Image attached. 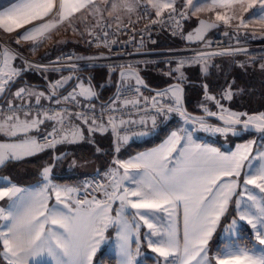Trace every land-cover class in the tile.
<instances>
[{"label":"crops","instance_id":"obj_1","mask_svg":"<svg viewBox=\"0 0 264 264\" xmlns=\"http://www.w3.org/2000/svg\"><path fill=\"white\" fill-rule=\"evenodd\" d=\"M19 0H0V13L5 12L7 9L11 8L14 4L18 3ZM211 3H219V0H210ZM59 3L60 0H55V6L52 10V12L43 18V20H35L31 23L24 24L23 27L15 28L13 31L9 32L3 27H0V35H13L18 32H26L30 27L34 28L36 26H39L42 23L52 21L54 19H58L57 12L59 11ZM85 3L87 4L86 7L81 8L79 11L73 13L71 16H68L66 19H64L61 23H58L53 29L50 31L44 33L43 36H37L34 40H25L26 43H21L22 40H15V43L13 44L14 47L6 45L5 43H0V102L4 101L7 98L14 97L21 89H26L29 91L30 96L33 100H37L40 102H48L52 97L56 96L57 94H65V93H73L78 98L82 100H94L97 98L98 94L102 97L101 101L106 102L107 100H104L107 98V93L102 91L103 83L99 85V88L96 89V87L92 84V82L87 79L85 76L78 74L77 71H65L62 73H57L59 76L52 78H49L50 73L46 77V81H31L27 82L26 80H23V78H20L23 71L30 70L29 66L24 61L23 55L29 56H38L39 54H43L46 52V55H51L55 51H59L63 48L68 47L69 45H88L89 44V36L95 32H99L102 30L103 25L105 22L109 21L114 24H122L128 21L136 20L138 21L142 19V17L145 15L144 7L149 6L150 12L152 15H156L157 11L162 13L167 8H158L153 7V3L157 4H170L171 6H175L176 4L178 6L186 4L188 5V1L186 0H123L122 5L120 4V0H91L90 3L85 0ZM229 7H232L234 9V13H230L228 17L231 19H236L238 16L243 17L244 12L246 10L254 12V15H252L254 18L260 17L264 19V4H262V0H228ZM115 4L116 7L113 8L112 5ZM169 8V7H168ZM237 13V15H236ZM207 18V17H206ZM210 19V18H208ZM137 21V22H138ZM136 22V23H137ZM198 21H195L189 23L188 30L189 32L193 30V28L197 25ZM28 25V27H27ZM30 28V29H31ZM188 32V33H189ZM42 51V52H41ZM132 67V66H131ZM113 68V67H112ZM123 75L122 78L125 76L124 80L130 81L134 84V78L131 77V74L136 73L132 71L131 68L123 69ZM126 71V72H125ZM112 69V73H113ZM137 76V75H136ZM123 80V79H122ZM123 82V81H122ZM179 83V82H178ZM181 84V83H180ZM140 85V83L136 84ZM179 88V92L182 93V89L179 86H173ZM172 87L169 89H173ZM85 89H90L92 94H82ZM167 91L166 94L172 96ZM229 98L231 97L230 94L228 95ZM209 99L211 100V108H215L217 106V99L214 95L209 94ZM97 103L101 104L100 101ZM180 103V100H179ZM19 121H28L31 123L32 121H36V123L27 131H20L12 128V125L17 123V119ZM173 119L172 117L167 118L165 123ZM178 119V118H175ZM57 119H43L38 118L32 115H23L18 116L15 118H12L11 120L8 118H0V125L3 127L0 128V144H19L23 142L26 139L35 140L36 144L39 145V148L37 150H34L30 154H20L19 158H7L4 160L3 164H0V167L5 165L6 163L10 161H19L29 158H36L42 155H53L54 159H61L63 158L66 153H69L71 145L80 144L82 142H88L96 139L97 134H107L109 131L113 134V139L115 143V156L112 161V169L114 171L113 177H117V169L121 168L123 170H129L132 171L133 177L137 179L139 186H141L142 191L147 190L148 186L150 184L156 183L160 176L157 173L151 172L150 170H146L143 167H128L125 168L123 165H127L129 163L135 165L138 163L137 158L142 157L146 154L153 153L155 151L161 150L162 147L159 144L158 146L143 150L141 152L135 153L130 152L128 149L129 143L135 139V137H120L117 136L113 130V127L110 125H98L94 123L91 120L88 121H79L75 118L71 119V127L68 131L63 132L61 135H59L56 139H54L52 142L46 145H40L38 143V136L49 130L54 124L58 122ZM245 126V125H243ZM238 127V126H237ZM241 128V127H238ZM11 131H15V135L9 134ZM248 131V130H247ZM73 133H76L74 136ZM169 136V135H168ZM167 136V137H168ZM166 137V140H167ZM164 140V142L166 141ZM255 140V138H254ZM93 142V141H92ZM163 142V143H164ZM250 144L252 152L243 154V155H231V153L226 151H221L222 149L211 144L203 143L199 140H194L189 143L183 144L176 153L175 160L172 164L168 160L165 161L167 165V169H172L174 167H177L185 158L189 157L190 155H194L196 159L200 161L208 160L209 158L218 156L219 157H227V158H233L235 156V159L240 160L241 166L237 171L239 173L243 174V171L246 173L245 177L247 178H253V175L258 171V169L261 168V166H264V149L258 147L257 141H249L248 145ZM169 145V144H168ZM171 145L167 146L170 147ZM215 150V153L211 152L210 150ZM145 151V152H144ZM183 151L184 156H180L179 152ZM163 154L167 155V148L165 149V146L163 147ZM242 157H246V159H241ZM67 162V168L70 170H73L79 174L83 175V178L80 182L75 183H59L53 179V169L50 173V185L53 186L54 192H52V187H45V182L42 176V172L45 169L47 165L52 164H46L42 170H41V176L42 180L38 183L30 184V185H22V192L16 193L15 196L9 197L5 196L3 198H0V204L3 206V209L5 210V215L8 214L9 210H12L14 207V204L18 202V197L22 195L24 190H26L27 193L32 194L36 197H38L40 200H42L49 209H59L66 214L69 215H80L81 217L87 218L88 214L92 212L93 210L100 211L105 206L110 205L108 207L107 212L109 210H112L114 207H117V209L121 208V203H126L130 199H132L131 191H130V184L127 182L125 186H121L119 184V181H116L115 186L111 184L109 186L106 185L104 189L105 198L103 202H95V203H83L80 202L77 198V193L81 189L82 185L84 184V180L89 177L90 175H93L94 173L98 172L100 170L98 164L95 162V159L91 156L76 158L75 156H71ZM53 168V166H52ZM98 169V170H97ZM104 171H102L103 173ZM101 173V172H99ZM235 176V173L233 174ZM232 176H225L222 175L220 177L221 181L219 184L224 183L228 185L231 188V192L228 193V202L224 207V211L219 214V219L216 221L215 225L212 226V232L211 235L208 237L207 244L205 245L207 249V257L208 259L212 260V264H215L216 257L218 255H222L226 252H223L222 246L226 245V241L222 242L221 245H214L213 239L219 234V230L222 227V225L227 222V218L229 217V213L226 212V210H229V207L232 203V198L234 196L233 191L235 187L236 182L233 181ZM49 178V177H48ZM0 190H8L12 188L15 184L8 176H2L0 175ZM257 184H260L262 182L258 177L256 178ZM20 185V184H19ZM74 185V186H73ZM70 186V187H69ZM68 189H71V191H67ZM214 192H218L219 189L214 187ZM216 190V191H215ZM60 192V201H57L56 192ZM125 191L126 194V201L119 202L118 197L120 193ZM235 193V192H234ZM210 195V194H205ZM65 204L68 205V208H65ZM69 208L71 209V212H69ZM164 211V219L161 220V223L155 224L154 223V230L159 231L160 235H163L166 231V226L169 224H172L175 228L177 238L181 243V250L183 248V236H184V205L183 202H178V204L175 207H171L169 205H164L162 208ZM167 209V210H164ZM126 209H122V214L124 217H126L128 214H125ZM106 212V213H107ZM228 215H227V214ZM227 215V216H226ZM4 220V219H0ZM231 220V218H230ZM121 221V222H120ZM119 221L118 215H117V222H116V228H115V235H118V232H120L122 227H127L126 224H129L127 220H124V218H121ZM9 224V221L6 220L5 225L1 228L0 234H5L8 232V228L6 227ZM107 225L104 227V225ZM1 226V225H0ZM100 227L103 229L102 232V241L97 246V250L94 254L91 255V264H108L106 261L107 259L102 257L101 251L103 250V247L105 246V232L108 230V224L106 222H103L100 224ZM45 228H53L57 232H63L62 229H60L58 226L47 224L45 225ZM237 237V241H238ZM159 239V235H155L152 239V241H156ZM224 239V240H225ZM236 240V239H235ZM234 239H232L230 242L232 243V246L234 245H241L243 246L240 241L237 243ZM135 240H133L134 244ZM114 245V244H113ZM112 245V246H113ZM131 239H129V249L131 248ZM0 252L4 255V257H7L9 253L6 252L3 244V236L0 235ZM155 246V245H153ZM218 246V248H217ZM250 246V245H249ZM118 246H113V250L117 249ZM147 250L152 251V247L148 245L146 247ZM117 251V250H116ZM110 251L109 252H103L107 257H109V254L114 256L117 261L116 264H119V256L118 251ZM132 251V250H131ZM15 258V257H13ZM7 259V258H6ZM12 259V258H11ZM16 259V258H15ZM28 264H55V261L52 260L51 257L47 255L46 252H41L38 255L33 254L28 256ZM199 259V258H198ZM148 262L154 263L155 259L148 256ZM192 264H196L195 261L192 262ZM202 264H207L206 261L202 260Z\"/></svg>","mask_w":264,"mask_h":264},{"label":"snow or ice","instance_id":"obj_2","mask_svg":"<svg viewBox=\"0 0 264 264\" xmlns=\"http://www.w3.org/2000/svg\"><path fill=\"white\" fill-rule=\"evenodd\" d=\"M88 3L91 0H87ZM215 2V0H214ZM191 4V0H188ZM221 7L228 6V0H219ZM264 4V0H262ZM55 6V0H19L11 8L0 13V27L11 32L15 28L23 27L24 24L31 23L35 20H43L48 16ZM85 0H60L58 19L40 24L33 29L27 30L22 34L24 40H34L36 37L43 36L44 33L53 29L58 23H61L68 16L86 7ZM116 7L115 4L112 5ZM153 7L168 8L170 4L153 3ZM160 12L157 11V15ZM218 20H225L224 16H217ZM123 75V73H122ZM24 89H21L17 95H20ZM82 94H92L90 89H85ZM179 104V98H177ZM8 119H12L9 117ZM12 125L13 129L27 132L36 121H19ZM202 123V122H201ZM203 126V125H202ZM264 127V125H261ZM3 126L0 125V128ZM187 132V130H185ZM220 131V129H217ZM9 134L15 135V131ZM75 136L76 133H73ZM186 142L191 141V133L187 132ZM180 138L177 133L173 132L169 141L170 147L167 153L170 155L176 152V144ZM183 147V146H181ZM39 145L35 140L26 139L19 144H0V164L7 158H19L20 154H30L37 150ZM215 153V150H210ZM184 156V152H179ZM241 159H246L242 157ZM138 163L135 165L129 163L123 167H143L146 170L157 173L160 179L150 184L145 191H134L132 196L139 197L136 202L128 201L131 207L135 209H162L164 205L175 207L178 202L184 205V236L183 248L177 238L175 228L172 224L166 226V231L160 235L159 231L154 230L152 235H159L156 241H150L152 251L164 258V264H202V260L207 264H212V260L207 257L208 237L211 235L212 226L219 219V214L224 211L228 202V193L231 188L221 183L217 185L222 175L232 176L239 175L237 169L241 166L240 160L227 157H215L208 160L200 161L194 155L185 158L177 167L167 169L165 161L167 155L161 150L146 154L137 158ZM49 169L45 168L43 175L47 179ZM264 182V166L245 181V184H254L264 192V183L257 184L256 178ZM214 187L218 192H214ZM67 191H71L68 189ZM22 192L21 189L12 187L8 190H0V198L5 196H15L16 193ZM210 195H205V194ZM127 194V193H126ZM125 194V195H126ZM57 201H60V192H56ZM249 200L254 203L256 197L249 195ZM123 202L125 196H120ZM110 205L105 206L100 211L93 210L87 216L69 215L59 209H49L47 205L38 197L29 194L24 190L18 197V202L14 204L12 210L5 215V210L0 208V219L9 221L6 226L8 232L0 234L3 236V244L7 253L15 260H10L9 264H28V256L46 252L49 257L55 261V264H91V255L97 250L103 237V229L100 224L103 223L105 214ZM65 208L68 205L65 204ZM123 208V203L121 205ZM167 210V209H164ZM69 212L71 209L69 208ZM144 219L149 229L153 225L145 219V214L137 213ZM119 215V213H118ZM240 221H246L255 230V239L258 241L251 242V245L243 247L227 246V252L218 255L215 264H264V205L259 206L253 211L252 206L246 205L240 213ZM233 225L237 224L236 220L232 221ZM51 224L58 226L63 232H57L53 228H45V225ZM107 225L105 224L104 227ZM136 227H139L136 225ZM119 254L121 260L119 264H133V259L129 251V234L127 228L118 232ZM155 245V246H153ZM199 258V259H198Z\"/></svg>","mask_w":264,"mask_h":264},{"label":"built area","instance_id":"obj_3","mask_svg":"<svg viewBox=\"0 0 264 264\" xmlns=\"http://www.w3.org/2000/svg\"><path fill=\"white\" fill-rule=\"evenodd\" d=\"M144 11L145 15L135 24L105 22L102 30L91 34L88 45L63 48L46 62L29 56H24V61L30 68L48 76L49 73L75 72L116 64L127 67L135 62L166 59L163 57L167 55L166 51L169 59L175 60L184 53H193L198 57L229 56L241 44L239 38L248 32L244 28L225 27L221 24L202 42L184 43L179 48V44L172 45L169 39L176 36L180 40L185 39L188 19L186 11L174 8L156 16L151 14L149 6H145ZM230 35L234 36L233 41L229 40ZM89 45L90 48L87 47ZM82 48L86 56L78 54ZM183 114L180 103L177 104L172 96L127 82L122 83L113 96L101 104L94 100H82L73 93L57 94L48 102H40L33 100L26 89L20 95L16 94L0 102V118L32 115L43 119H59L49 130L38 136L40 145L49 144L68 131L72 118L110 125L120 137L141 138L155 134L167 118H179ZM106 184L105 174L90 176L77 193L78 200L87 204L103 202Z\"/></svg>","mask_w":264,"mask_h":264},{"label":"rangeland","instance_id":"obj_4","mask_svg":"<svg viewBox=\"0 0 264 264\" xmlns=\"http://www.w3.org/2000/svg\"><path fill=\"white\" fill-rule=\"evenodd\" d=\"M188 1V0H186ZM123 0H120V4L122 5ZM221 7L219 3H211L210 0H191V4L188 3V5L183 4L178 6L177 4L174 6H171L169 8H167L165 11L174 9V8H180V9H184L188 15V19L187 21L193 19L195 21H198L201 18H205L209 20H214L219 22L220 24L224 25L225 27H237V28H241V29H246L248 32H246L244 35H242V38H239V42H241V44H239L236 49H234V52L226 57H230V56H235V55H257L259 56L260 54L264 53V19L260 18V17H256L254 18L252 15H254V12L251 11H247L242 13L244 14L243 17H239L240 19H238V16L236 19H231L229 14L230 13H234L236 11H234V9H232V7ZM163 11V12H165ZM234 11V12H233ZM162 12V13H163ZM161 14V13H160ZM159 14V15H160ZM157 15V14H156ZM154 14V16H156ZM224 16L226 19L225 20H218L217 16ZM237 15V13H236ZM207 17V18H206ZM138 21V19H137ZM136 20H132V21H128L125 23H131V24H135L137 22ZM186 21V23H187ZM122 23V24H125ZM28 27V25H27ZM186 27V24H185ZM31 28V27H30ZM30 28L28 30H30ZM33 29V28H31ZM186 31V30H185ZM25 32H18L16 34H11V35H0V43H5L6 45L12 46L14 47V43L15 40H22V34H24ZM234 34V32H231ZM234 36H229V40L233 41ZM179 39L177 36L176 37H172V39ZM24 40V39H23ZM183 40V39H181ZM21 43H26V41H20ZM184 42H182V44H179V48L183 47L181 45ZM174 45V44H172ZM71 46V45H69ZM84 46V45H83ZM91 45L87 46L88 48H90ZM86 48V47H84ZM84 48L79 49L78 54L81 55H87V53L84 52ZM88 49H85V51ZM42 52V51H41ZM82 52V53H81ZM255 52V54L253 53ZM46 52H44L43 54H39L38 56H29L28 55H23L24 56H29L31 58H34L36 60L40 59V60H46L49 59V57H52L54 54L51 55H46ZM81 55H77V56H81ZM89 55V54H88ZM91 55V54H90ZM163 57L165 58H169V54L164 55ZM224 56H221V58ZM217 59L219 57H198L196 55H194L193 53L191 54H181L178 56V58L174 61L176 62V71H178V77L180 79L187 77L184 73H181L182 71V66H187V65H198V67H200L202 73H208L209 68H210V64L211 61L213 59ZM132 66V67H131ZM131 66H127V68H133L135 66H133V64ZM103 67H108L109 69H117L119 67H124V66H119V65H113V66H103ZM113 67V68H112ZM94 68V67H92ZM96 68V67H95ZM98 68V67H97ZM29 69H33V68H29ZM91 69V68H90ZM125 69V68H124ZM136 69V68H135ZM34 70V69H33ZM86 70V69H85ZM113 70V71H114ZM79 72V71H77ZM126 72V71H125ZM114 73V72H113ZM111 72V74H113ZM126 75H124V77L122 78L123 82L125 83L127 82V80H124ZM131 77L134 78V82L136 84L140 83L138 76H136L135 74H131ZM115 80V79H114ZM130 82V81H128ZM132 83V82H131ZM232 87V86H231ZM230 86H227L226 89H223L222 91L219 90L220 94L219 96H215L218 103L217 106H215V108H211V106H213V104H211V100L209 99V94L211 93H204L203 96V101L201 103V110L206 113V114H213L218 116L219 118L229 121V122H241V123H246V124H251L253 127H250L249 125H245L242 124L241 128H238L237 126H226L224 124H221L219 122H213L209 119H199V118H194L192 116L187 115L186 113H184L183 115H181L178 119H180V123H178V125L176 127L173 128V130L170 131L169 136L164 140H166L164 143L162 142L160 145V147H164L165 149L168 148V141L171 137V134L173 132L177 133V136L180 138L179 143L175 145L177 151L176 152H172L170 155L167 154V160L170 162V164H172L175 160L176 157V153L178 152V150H180L181 145L189 143L191 141L194 140H199L203 143L206 144H211L212 141H217L221 144L220 145H216L217 147L221 148V151H226L231 153V155H243V154H247L252 152V150H250L251 146L250 144L248 145L249 141H257V145H258V140L254 137L249 138V139H245V140H239V141H233V140H225L227 134H231L233 136H241L244 135L248 132H253L255 131L258 135H263L264 134V127H262L261 125H264V112H257V113H247L245 111H241V110H236L232 107L229 106V104L227 103V101L229 102V100L232 99L233 97V93H234V89H232ZM173 88V87H172ZM170 91V90H169ZM172 97L177 101V98H179L180 100V96L181 93L179 92V88L178 87H174L173 89H171V91L169 92ZM230 94V98L229 95ZM213 95V94H211ZM224 101L226 103H224ZM183 109V108H182ZM202 122V123H201ZM203 125V126H202ZM245 125V126H243ZM261 129L263 130V132H257L256 129ZM217 129H220V131H217ZM187 130V132L191 133V141H187L186 142V135L187 132L185 131ZM248 130V131H247ZM149 136V135H145ZM144 137V136H143ZM258 138V137H257ZM215 145V144H214ZM141 152V151H139ZM145 152V151H144ZM138 153V152H135ZM3 164V163H2ZM113 164V163H112ZM112 164L108 166L107 169L103 170V174L106 175V180H107V186H109V184H111V180H112V185L115 186L116 181H119V184L121 186H125L127 185L126 183L129 182L130 184V191L134 192V191H142L141 186H139L138 182L136 181L137 179H135L133 177V174L131 173L132 171L129 170H123L121 168L117 169V177H113L114 171L111 168ZM45 168L49 169L48 172V176L47 179L44 178L43 172H42V176L45 182V187H52V192H54L53 190V186L50 185V173L52 171V165H47ZM98 170V169H97ZM98 173V172H96ZM246 173L243 171L242 173H239V175H233L232 179L234 182H236L234 191H233V198H232V203L229 207V210H226L227 213H229V217L227 218V222H225L222 227L219 230V234L215 237V239H213L214 245H221L222 242L226 241L225 238H227V246H232V243L230 242L232 239H236L235 241L237 243H239L237 241V237L241 236L243 237L244 232L242 233L241 229L242 227H247L249 229V231L247 232V236L250 238L251 242H256L258 244V241H256L255 239V230L252 229L251 225L247 224L246 221H240L239 220V216L240 213L244 210V207L246 205L252 206L253 211H256L259 206L264 205V192H262L260 190V188H258L256 185L254 184H245V181L249 178L246 179L245 177ZM93 176V175H90ZM89 176V177H90ZM49 177V178H48ZM89 177H87L86 179H88ZM86 179L84 180V183L86 181ZM3 180L4 179H0ZM221 181H219L217 183V185H219ZM264 183V182H260ZM74 186V185H73ZM70 187V186H69ZM83 188V185L81 187V189ZM216 191V190H215ZM235 192V193H234ZM249 195H253L256 197V201L255 203L252 200H249ZM105 198V195H104ZM139 199V197L133 196L132 199H130L129 201L131 202H136ZM122 205V203H121ZM118 207V206H117ZM117 207H114L112 210H109L104 217L103 222H106L108 224V230L107 232H105V246L103 247V250L101 251V254L103 252H109L110 251H118V256H119V262L121 260V256L119 254V247H117V249L113 250V246H118L119 244V238L118 235H115V228H116V222H117V215H118V219L120 221L121 218H124V220H127L129 222V224L127 225V231L129 234V239H131V248L129 249L132 259H133V264H164V258L160 257L158 253L153 252V251H149L146 249V247H148V245L150 246V241H152L154 235H152L153 233V228H154V223L158 224L161 223V220L163 221L164 219V211L163 209H135L131 207V203H123V208H119L117 209ZM122 209H126L125 210V214H128L126 217H124V215L122 214ZM137 213H141V214H145V219H148L149 223H151L153 225L152 229H149L148 225L145 224L144 219H141V216L138 215ZM226 213V214H227ZM228 215V214H227ZM226 215V216H227ZM231 218V220H230ZM236 220L237 224L233 225L232 221ZM121 222V221H120ZM6 220H0V230L1 228L5 225ZM136 225H138L139 227H136ZM124 227H122L121 229H124ZM121 231V230H120ZM225 239V240H224ZM133 240H135L134 244H133ZM114 244V245H113ZM113 245V246H112ZM226 245L222 246V250L223 252H227L228 248H226ZM235 247H243L241 245H234ZM218 248V246H217ZM132 250V251H131ZM116 251V252H117ZM109 256H112L111 254H109ZM148 256H150L151 258L155 259L154 263H150L148 262ZM7 258V259H6ZM12 258V259H11ZM10 260H15V258L11 257L10 254L7 255V257H4L3 254H1L0 252V264H9ZM117 261V259H116Z\"/></svg>","mask_w":264,"mask_h":264},{"label":"trees","instance_id":"obj_5","mask_svg":"<svg viewBox=\"0 0 264 264\" xmlns=\"http://www.w3.org/2000/svg\"><path fill=\"white\" fill-rule=\"evenodd\" d=\"M195 23V20L191 19L186 23V35L189 32V23ZM171 44H180L185 42L184 40L169 39ZM55 51L54 53H57ZM53 53V54H54ZM255 54V52H253ZM133 68H136L141 76L146 80L148 85L152 89H161L174 82H179L184 87L185 101L188 111L192 113L203 114L201 110V103L203 101L204 93L208 92L215 96H219L220 91L226 89L227 86H232L234 89L233 97L229 102L230 107L245 111L247 113L264 112V53L257 55H235L230 57H219L213 59L210 64L208 73H202L198 65L182 66L181 73H184L187 77L180 79L178 77V71H176V62L174 59H160L144 62H135ZM127 67H119L112 70L108 67H98L79 71L78 74L85 76L92 84L99 88V85L103 83L102 91L107 93V98L110 99L117 88V82L119 78V71ZM59 76L57 73H51L49 78ZM20 78L26 80L28 83L31 81H46L45 75L37 70H25ZM115 79V80H114ZM139 79V78H138ZM122 82V81H121ZM126 83V82H125ZM127 83H131L128 82ZM134 84V83H132ZM102 97L98 94L95 102L101 101ZM224 103H226L224 101ZM213 122H217L214 119H209ZM180 119H171L165 123L155 134L144 136L141 138H135L132 140L128 149L130 152H139L155 146H158L169 135L170 131L180 123ZM238 127H242L239 125ZM256 138L258 140V147L264 149V134L258 135L256 132H248L241 136H233L227 134L225 140H245L249 138ZM258 137V138H257ZM111 131L107 134H97L95 140L88 142H82L80 144L71 145L69 153L61 159H54L53 155H42L36 158H29L19 161H10L0 167V175L8 176L10 180L17 184L24 186L38 183L42 180L41 170L46 164H52L53 166V179L59 183H75L80 182L83 178L82 174H79L73 170L67 168V162L71 156L76 158L91 156L95 159L102 173L112 164L115 156V143ZM212 145H220L217 141H212ZM97 173H94L95 175ZM243 237L239 236L238 241L245 246L251 245V240L247 236L249 229L242 227ZM1 249V246H0ZM102 257L107 259L108 264H116V258L114 256L106 255L102 253Z\"/></svg>","mask_w":264,"mask_h":264},{"label":"water","instance_id":"obj_6","mask_svg":"<svg viewBox=\"0 0 264 264\" xmlns=\"http://www.w3.org/2000/svg\"><path fill=\"white\" fill-rule=\"evenodd\" d=\"M219 27H220V23L219 22L214 21V20L201 18V19L198 20L197 25L193 28V30L190 31L189 33H187V35L185 37V42L187 44H196L198 42H202L203 40H205V38L212 31H214L215 29H217ZM132 71H134L136 73V75L138 76L140 84L151 88L148 85V83L146 82V80L141 76L140 72L137 69L132 68ZM123 72H124L123 69L119 71V78H118L116 90L118 89L119 85L121 84L122 73ZM173 86H179L182 89V93H181V96H180V104H181L184 112L187 115L192 116L194 118H199V119H214L217 122H219L221 124H224L226 126H239V125L245 124V125H249L250 127H253L251 124H246V123H241V122H229V121L223 120V119H221L218 116L213 115V114H206V113L199 114V113H192V112L188 111L187 105H186V101H185L184 87L182 86V84H180L178 82H174V83H172V84H170V85H168V86H166L164 88H161V89H157V90L152 89V88L151 89L156 91V92L162 93V92H167ZM116 90H115V92H116ZM254 129H256V128H254ZM256 130H257V132H263V130H261V129H256ZM13 187H16V188H19V189L22 190V186L19 185V184H15ZM125 194H126V192L123 191L119 195V197L120 196H125V200L124 201L127 200ZM10 197H12V196H10ZM119 197H118V201L122 202L121 199H119ZM0 208H3V206L1 204H0Z\"/></svg>","mask_w":264,"mask_h":264},{"label":"bare ground","instance_id":"obj_7","mask_svg":"<svg viewBox=\"0 0 264 264\" xmlns=\"http://www.w3.org/2000/svg\"><path fill=\"white\" fill-rule=\"evenodd\" d=\"M220 26H221V24H220ZM90 36H91V35H90ZM90 36H89V38H90ZM178 40H180V39H178ZM184 43H186V42H184ZM184 43H183V44H184ZM180 44H182V42H181ZM55 54H56V53H55ZM165 54H168V52L166 51ZM51 58H52V57H49V59L41 60V61L46 62V61H49Z\"/></svg>","mask_w":264,"mask_h":264}]
</instances>
